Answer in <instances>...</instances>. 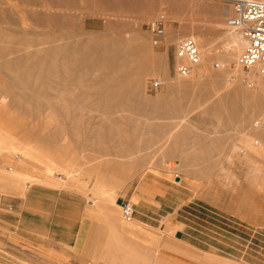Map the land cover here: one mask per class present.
Returning a JSON list of instances; mask_svg holds the SVG:
<instances>
[{
    "label": "rangeland",
    "instance_id": "1",
    "mask_svg": "<svg viewBox=\"0 0 264 264\" xmlns=\"http://www.w3.org/2000/svg\"><path fill=\"white\" fill-rule=\"evenodd\" d=\"M231 15V0H0L5 175L123 221V201L130 220L160 207L181 226L180 248L169 236L165 250L191 264H264V149L246 145H264V77L239 63L243 48L229 55ZM186 36L202 59L181 76ZM0 236V264H45L43 238ZM102 245L141 249L117 235Z\"/></svg>",
    "mask_w": 264,
    "mask_h": 264
},
{
    "label": "crops",
    "instance_id": "2",
    "mask_svg": "<svg viewBox=\"0 0 264 264\" xmlns=\"http://www.w3.org/2000/svg\"><path fill=\"white\" fill-rule=\"evenodd\" d=\"M9 161L0 152V235L27 234L35 241L43 238L45 264H112V259L127 260L123 264H191L190 252L165 250L169 236L180 248L181 226L178 221L166 224L158 219L160 207L155 212L138 210L133 220L123 221L94 203L43 195L35 186L10 180L4 172ZM6 213L16 222L6 220ZM116 235L141 249L129 253L102 250V244Z\"/></svg>",
    "mask_w": 264,
    "mask_h": 264
},
{
    "label": "built area",
    "instance_id": "3",
    "mask_svg": "<svg viewBox=\"0 0 264 264\" xmlns=\"http://www.w3.org/2000/svg\"><path fill=\"white\" fill-rule=\"evenodd\" d=\"M233 15L227 18V26L236 29L247 41L246 47L239 56V63L251 68L259 67L264 77V0H231ZM151 41L154 45L161 44L166 35L165 20L162 15L149 23ZM176 70L181 76H188L201 63L202 52L193 36L183 37L176 46ZM162 87L160 80L150 84L152 90ZM122 216L131 219L133 208L129 202L121 204Z\"/></svg>",
    "mask_w": 264,
    "mask_h": 264
},
{
    "label": "bare ground",
    "instance_id": "4",
    "mask_svg": "<svg viewBox=\"0 0 264 264\" xmlns=\"http://www.w3.org/2000/svg\"><path fill=\"white\" fill-rule=\"evenodd\" d=\"M235 34H237V35H232L231 41L228 43V46H227L229 48V52H230L229 55L232 58L236 57V55L238 53H240V51L242 50V48L244 50L245 47H246V44H247L246 39L244 37H242V35L240 34V32L237 31V32H235ZM256 71H259V67L257 65L253 66V68L251 67V72L248 73V74L250 76L251 75H255L256 74ZM246 145L248 146L249 150L252 153H259L258 152L259 149H264V145L263 144L259 143L258 141H256L253 138H250V137H249V140L246 142Z\"/></svg>",
    "mask_w": 264,
    "mask_h": 264
}]
</instances>
